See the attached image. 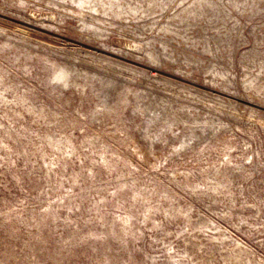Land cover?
<instances>
[{
  "label": "rangeland",
  "instance_id": "rangeland-1",
  "mask_svg": "<svg viewBox=\"0 0 264 264\" xmlns=\"http://www.w3.org/2000/svg\"><path fill=\"white\" fill-rule=\"evenodd\" d=\"M0 264H264V0H0Z\"/></svg>",
  "mask_w": 264,
  "mask_h": 264
}]
</instances>
